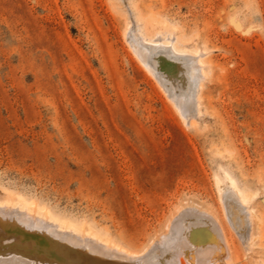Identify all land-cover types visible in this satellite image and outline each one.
I'll use <instances>...</instances> for the list:
<instances>
[{"label": "rangeland", "instance_id": "1", "mask_svg": "<svg viewBox=\"0 0 264 264\" xmlns=\"http://www.w3.org/2000/svg\"><path fill=\"white\" fill-rule=\"evenodd\" d=\"M129 29L204 51L191 124ZM233 183L248 221L222 196ZM7 195L132 251L195 203L228 238L232 260L219 264H264V0H0Z\"/></svg>", "mask_w": 264, "mask_h": 264}, {"label": "bare ground", "instance_id": "2", "mask_svg": "<svg viewBox=\"0 0 264 264\" xmlns=\"http://www.w3.org/2000/svg\"><path fill=\"white\" fill-rule=\"evenodd\" d=\"M127 36L133 53L168 94L181 120L191 124L199 113L205 78L204 51H180L179 39L173 34L165 45H155L149 36L132 29ZM226 195L239 201V208L245 210L248 221L243 205L246 198L234 183L224 190L222 196ZM193 204L169 219L159 237L132 251L89 228L63 221L19 195H7L0 198V264H219L231 261V246L220 220Z\"/></svg>", "mask_w": 264, "mask_h": 264}]
</instances>
